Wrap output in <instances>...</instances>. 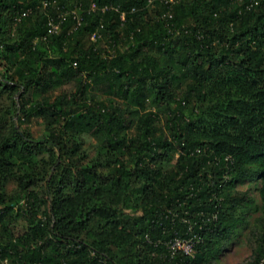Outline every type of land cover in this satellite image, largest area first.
I'll use <instances>...</instances> for the list:
<instances>
[{
  "label": "trees",
  "instance_id": "obj_1",
  "mask_svg": "<svg viewBox=\"0 0 264 264\" xmlns=\"http://www.w3.org/2000/svg\"><path fill=\"white\" fill-rule=\"evenodd\" d=\"M42 1L0 0V264H212L264 207V0Z\"/></svg>",
  "mask_w": 264,
  "mask_h": 264
},
{
  "label": "rangeland",
  "instance_id": "obj_2",
  "mask_svg": "<svg viewBox=\"0 0 264 264\" xmlns=\"http://www.w3.org/2000/svg\"><path fill=\"white\" fill-rule=\"evenodd\" d=\"M107 50L110 49L107 47ZM2 73L3 66L0 65V74ZM58 93H55V95ZM6 105H8V101L4 97L0 98V109H3ZM36 123L33 133L35 137H38L39 126L37 125L40 124V121L37 120ZM82 141L84 142L83 150L93 156L96 153L98 138L83 136ZM175 159L176 156L171 160V163ZM258 187L259 180H245L235 186L236 192L244 194L246 199L252 203L249 205V211L245 212V215L243 213L238 214L237 217L244 220L227 237L228 239L223 241L222 251L212 264H250L257 252L264 251V207H262L259 200ZM14 188L15 185L13 183L9 184L7 193L10 194Z\"/></svg>",
  "mask_w": 264,
  "mask_h": 264
},
{
  "label": "built area",
  "instance_id": "obj_3",
  "mask_svg": "<svg viewBox=\"0 0 264 264\" xmlns=\"http://www.w3.org/2000/svg\"><path fill=\"white\" fill-rule=\"evenodd\" d=\"M255 1V0H252V2ZM56 2L55 0H51L50 2L48 1H42L41 3V6L43 9H46L49 5H54ZM95 5L92 4L91 5V9L94 10L95 9ZM56 10H59V7H55ZM107 7H104L103 10H106ZM31 14V10L30 9H27L25 11H23L19 17H17L15 20L16 21H19L21 18H24L28 15ZM70 14L73 15L74 19L76 20V26H79L80 24V20L81 18L77 15L76 11L72 10L70 12ZM64 14L63 13H60L56 19L54 18H49L48 19V27H49V32L51 34H56L59 30V24L61 22V20L64 19ZM121 20L123 21L124 20V15L122 14L121 15ZM96 38V34H92L91 36V39H95ZM171 249H174V250H179L181 251L184 255H187V256H193L194 254V247H193V244L191 243V241L189 240H186V241H179V240H175V242H173L170 246ZM264 261V260H263Z\"/></svg>",
  "mask_w": 264,
  "mask_h": 264
}]
</instances>
